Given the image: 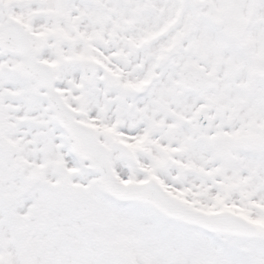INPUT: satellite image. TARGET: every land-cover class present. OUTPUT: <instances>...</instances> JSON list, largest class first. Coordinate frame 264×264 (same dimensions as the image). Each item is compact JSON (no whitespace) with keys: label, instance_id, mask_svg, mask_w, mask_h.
<instances>
[{"label":"snow or ice","instance_id":"obj_1","mask_svg":"<svg viewBox=\"0 0 264 264\" xmlns=\"http://www.w3.org/2000/svg\"><path fill=\"white\" fill-rule=\"evenodd\" d=\"M0 264H264V0H0Z\"/></svg>","mask_w":264,"mask_h":264}]
</instances>
